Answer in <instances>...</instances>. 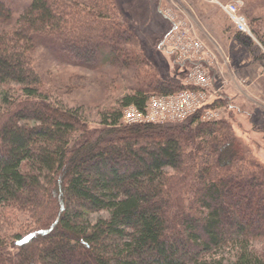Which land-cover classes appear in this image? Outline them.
<instances>
[{
  "label": "trees",
  "instance_id": "1",
  "mask_svg": "<svg viewBox=\"0 0 264 264\" xmlns=\"http://www.w3.org/2000/svg\"><path fill=\"white\" fill-rule=\"evenodd\" d=\"M90 3L29 0L13 19L0 0V264H264L254 248L264 245V167L220 118L121 122L151 89L190 87L149 74L94 126L46 93L36 46L91 67L122 53L106 45L130 41L113 0ZM18 216L29 224L6 237Z\"/></svg>",
  "mask_w": 264,
  "mask_h": 264
},
{
  "label": "rangeland",
  "instance_id": "2",
  "mask_svg": "<svg viewBox=\"0 0 264 264\" xmlns=\"http://www.w3.org/2000/svg\"><path fill=\"white\" fill-rule=\"evenodd\" d=\"M13 19L29 0H6ZM87 11L90 0H67ZM122 15L121 25L129 30L130 41L106 45L114 51L122 49L131 57L116 55L91 67L74 65L64 56L46 47L36 46L30 58L41 77L46 93L58 98L68 108L80 107L94 126L104 110H116L121 98L142 88L149 74L179 87L186 69L180 67L173 54L163 49L175 22L184 20L192 33L214 56L211 77L219 88L220 122L248 151L250 160L264 167V0H113ZM237 2L250 35L239 34L222 14L217 3ZM63 53V52H62ZM64 57V58H62ZM224 58L227 62L224 63ZM177 63V64H176ZM188 66H186L187 68ZM213 72V73H212ZM15 90V88H14ZM150 98L159 95L147 93ZM202 122V121H201ZM183 123V122H182ZM212 123V122H202ZM174 124V123H172ZM99 215H93L95 218ZM29 224L24 216L15 217L3 226L5 236L22 234ZM262 252L264 245L255 244ZM262 250V251H261Z\"/></svg>",
  "mask_w": 264,
  "mask_h": 264
},
{
  "label": "built area",
  "instance_id": "3",
  "mask_svg": "<svg viewBox=\"0 0 264 264\" xmlns=\"http://www.w3.org/2000/svg\"><path fill=\"white\" fill-rule=\"evenodd\" d=\"M217 5L237 33L250 35L237 2ZM166 17L174 27L165 44L175 55L177 62L190 64L184 77V85L190 89L168 96L153 95L142 111L133 106L125 108L121 122L126 126L179 124L198 113L200 121L212 122L222 113L219 107H208L211 100L215 99L225 86L222 82V85L216 88L210 75L215 61L214 56L206 51L204 44L192 33L187 22L184 20L175 22L169 15ZM223 59L226 63L227 59L224 57Z\"/></svg>",
  "mask_w": 264,
  "mask_h": 264
}]
</instances>
